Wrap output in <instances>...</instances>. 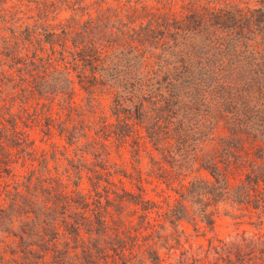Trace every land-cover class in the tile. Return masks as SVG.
Returning a JSON list of instances; mask_svg holds the SVG:
<instances>
[{"label":"trees","instance_id":"1","mask_svg":"<svg viewBox=\"0 0 264 264\" xmlns=\"http://www.w3.org/2000/svg\"><path fill=\"white\" fill-rule=\"evenodd\" d=\"M225 206L264 221V0H0V264H264V231L193 244Z\"/></svg>","mask_w":264,"mask_h":264},{"label":"rangeland","instance_id":"2","mask_svg":"<svg viewBox=\"0 0 264 264\" xmlns=\"http://www.w3.org/2000/svg\"><path fill=\"white\" fill-rule=\"evenodd\" d=\"M86 97L87 95L82 90H79L75 96L76 104H79V106L85 105L87 102ZM97 102L99 107L108 110L111 103V95H102L101 97H98ZM57 110L58 105H55V111ZM21 127L25 130L26 134L39 153L45 150L48 154H50L55 147H58L61 151H65L67 144L58 135L45 136L39 128L35 126L28 128L25 127L23 123L21 124ZM148 146L150 147V145ZM123 158L126 160L128 165H131L132 157L128 149L123 150ZM144 164L145 167L143 169L145 170L143 174L144 179L142 180V189L146 197L152 201L158 202L164 208L167 207L168 203L173 204L178 198L177 191L180 188V184L178 182H163V180L151 176L147 169V167L150 166L149 159L147 157L144 158ZM50 165L52 167L53 163H50ZM18 171L22 172L23 168H19ZM202 175L206 176V172H203ZM125 186L136 190L135 185L129 182H126ZM254 211L255 210L253 209H244V211H242V215H240L238 220H236L229 215H225V212L240 213V211L238 209H232L229 206H225L222 209L221 215L217 219V225L213 231H195L193 226L188 225L187 223L185 224V227L188 232L192 234L191 241L195 245L199 243H204L206 245L208 238H227L230 235H234L237 231L246 230L248 233L258 230L264 231V221L259 222L258 214ZM262 216L263 215H261V217ZM237 221H239V223ZM251 221L254 223L252 224ZM185 247H187V244Z\"/></svg>","mask_w":264,"mask_h":264}]
</instances>
